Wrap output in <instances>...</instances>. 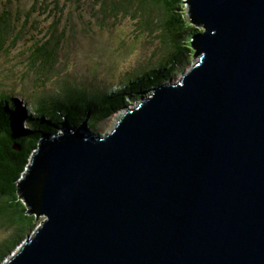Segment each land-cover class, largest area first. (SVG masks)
<instances>
[{
	"label": "water",
	"instance_id": "obj_1",
	"mask_svg": "<svg viewBox=\"0 0 264 264\" xmlns=\"http://www.w3.org/2000/svg\"><path fill=\"white\" fill-rule=\"evenodd\" d=\"M186 4L192 70L107 136L40 142L20 193L44 221L6 264H264V0Z\"/></svg>",
	"mask_w": 264,
	"mask_h": 264
},
{
	"label": "rangeland",
	"instance_id": "obj_2",
	"mask_svg": "<svg viewBox=\"0 0 264 264\" xmlns=\"http://www.w3.org/2000/svg\"><path fill=\"white\" fill-rule=\"evenodd\" d=\"M108 1L0 0V12H10L15 28L19 30V33L14 31L7 36L4 48L0 47V97H20L19 102L26 116L34 117L29 104L25 103H29V99H44L58 92L64 93L62 83L77 87L85 84L103 91L107 87L115 91L121 84L128 83V76L140 67L144 68L152 55L161 50L159 35L164 31L162 11L155 9L152 16H143L141 10L132 9L106 19L100 6ZM189 11L187 5V18ZM54 28L64 35L62 50L53 70L38 71L36 66L31 65V55L35 46L52 36ZM199 30L201 33L202 29ZM15 39L17 41L13 42ZM163 55L160 54V57ZM196 61L194 53L186 69L183 64L179 65L177 69L180 71L173 74L172 80L180 81L192 70ZM138 103L131 102V106ZM125 114L126 110L98 124L91 132L102 137L113 133ZM43 221L44 218L37 219V228ZM1 224L6 225L0 220ZM14 232L7 226L0 228V246L10 241ZM24 243L2 264H6Z\"/></svg>",
	"mask_w": 264,
	"mask_h": 264
},
{
	"label": "trees",
	"instance_id": "obj_3",
	"mask_svg": "<svg viewBox=\"0 0 264 264\" xmlns=\"http://www.w3.org/2000/svg\"><path fill=\"white\" fill-rule=\"evenodd\" d=\"M100 7L106 19L132 9L141 10L143 16H152L155 9L161 10L164 22V31L159 35L161 50L152 55L144 68L140 67L129 75L128 83L121 84L115 91L109 87L103 91L85 84L77 87L62 83L64 93L58 92L44 99H29L25 104H29L34 117L26 116L20 97H0V220L6 223L0 228L7 226L15 231L11 240L0 246V264L37 228V217L29 214L20 185L40 142L45 137L56 136L64 124L76 128L88 121L90 131L94 132L98 124L124 111L132 105L131 102L139 101L156 87L170 82L173 74L180 71L177 69L179 65L183 64L186 69L194 56L191 41L200 31L191 20L188 21L191 13L189 11L187 18L186 0H109ZM14 31L19 33L12 14L0 12L1 48H4L7 36ZM51 35L47 41L35 46L31 55V65L38 71L53 70L62 50L64 35L59 34L56 28ZM167 52L170 53L167 55ZM162 53L164 55L160 57ZM22 119L26 120V128L19 133L16 129Z\"/></svg>",
	"mask_w": 264,
	"mask_h": 264
}]
</instances>
